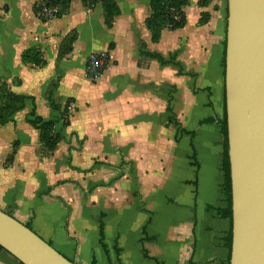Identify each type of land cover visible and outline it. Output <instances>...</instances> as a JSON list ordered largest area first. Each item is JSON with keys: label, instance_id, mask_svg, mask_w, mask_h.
Masks as SVG:
<instances>
[{"label": "crops", "instance_id": "obj_1", "mask_svg": "<svg viewBox=\"0 0 264 264\" xmlns=\"http://www.w3.org/2000/svg\"><path fill=\"white\" fill-rule=\"evenodd\" d=\"M37 1L0 0V54L19 69L0 71V81L34 99L0 126V210L75 264H225L227 221L215 212L226 206L222 136L207 121L221 118L225 1L188 0L185 25L164 28L156 43L144 25L147 0H114L120 14L110 28L101 2L89 9L71 0L63 15L42 21ZM26 52L42 64L24 60ZM93 52L108 56L95 82L83 75ZM70 105L64 135L74 138L42 154L29 112L34 106L48 120ZM77 142L82 148L71 149ZM126 158L134 185L121 171ZM97 165L109 170H87ZM0 264L17 262L0 250Z\"/></svg>", "mask_w": 264, "mask_h": 264}, {"label": "water", "instance_id": "obj_2", "mask_svg": "<svg viewBox=\"0 0 264 264\" xmlns=\"http://www.w3.org/2000/svg\"><path fill=\"white\" fill-rule=\"evenodd\" d=\"M223 80L229 264H264V0H226ZM0 247L21 264H75L2 210Z\"/></svg>", "mask_w": 264, "mask_h": 264}, {"label": "trees", "instance_id": "obj_3", "mask_svg": "<svg viewBox=\"0 0 264 264\" xmlns=\"http://www.w3.org/2000/svg\"><path fill=\"white\" fill-rule=\"evenodd\" d=\"M48 4L58 6L59 11L57 17L63 15L71 0H46ZM149 2V7L151 14L148 18L145 19L144 25L146 29L150 32L151 42L156 43L160 38L161 31L164 28L169 30H176L182 28L186 23L185 15L182 11V8L187 4L188 0H147ZM225 6H226V0ZM102 3L104 11V23L106 27L110 28L113 22V19L120 14L119 8L114 0H82V3L85 7L93 9L94 6L98 3ZM207 0H202L200 4H205ZM34 14L37 11V7L34 5ZM226 11V9H225ZM226 19V17H225ZM41 20V19H40ZM43 21V20H42ZM224 55H225V37L223 41V53H222V68H223V78H224ZM37 53L35 52H26L23 55L24 60L32 62L34 65L39 66L42 64V61L37 59ZM161 60L160 56H156ZM37 59V60H36ZM224 83V80H223ZM6 87V84H4ZM224 87V84H223ZM6 100L0 102V126L5 125L11 118V116L18 110L22 109L24 102L27 99H30L32 104L34 99L32 97L18 96L12 94L9 90H6ZM48 102L53 111H58L59 106L55 105L54 102L48 97ZM67 114V107H64V110L61 111L59 117L45 120L42 117L36 115L34 106L29 112L27 117V122L35 129L39 131V139L41 144L48 150H53L57 145L59 139L57 133H55V124L62 123L65 120ZM207 121H215L219 126L220 134L222 136V153H221V170L223 174V192L225 196L226 206L215 210L216 214L221 218L227 221V231L224 236L225 248H226V259L225 264H229L230 258V248H231V189H230V174H229V161H228V144H227V124H226V114H225V98L223 93V113L220 119H209ZM63 124V123H62ZM29 227V226H27ZM102 235L100 229V236ZM1 251H4L0 247ZM13 258V257H12ZM17 264L19 263L15 258H13ZM91 264H95V261L92 260Z\"/></svg>", "mask_w": 264, "mask_h": 264}, {"label": "rangeland", "instance_id": "obj_4", "mask_svg": "<svg viewBox=\"0 0 264 264\" xmlns=\"http://www.w3.org/2000/svg\"><path fill=\"white\" fill-rule=\"evenodd\" d=\"M224 18L226 17V11H225V13H224ZM204 19V18H203ZM69 38H66L63 42H62V49H61V52H63L65 49H67V47H68V44H69ZM224 41V40H223ZM1 46V45H0ZM222 46H223V43H222ZM7 48V47H6ZM5 48V49H6ZM11 48V47H10ZM5 57H7V53H6V50H2V54H0V71L2 72V73H4V74H9L10 72H11V70H12V72H15V71H18L19 69H17V67H11L10 66V68L8 67V65H10L9 64V61H5V59L4 60H2V58H5ZM37 59L38 60H40L39 58H38V56H37ZM36 59V60H37ZM2 60V61H1ZM41 61V60H40ZM8 64V65H7ZM85 67V66H84ZM11 69V70H10ZM84 75V74H83ZM89 81V80H88ZM92 82H95V81H92ZM4 82H2V81H0V102H2V101H4V99L6 100V95H5V93L7 92L6 90H8L7 89V86L5 87L4 86ZM224 84V83H223ZM223 93H224V87L222 88V91H221V95H220V97H221V104H220V107H219V109L220 110H218L219 111V114H220V117H222V114L221 113H223ZM7 101V100H6ZM39 106H40V110H44L45 108H44V106H43V103H42V99L39 101ZM72 110H73V107H72V105H70L69 106V110L67 109V114L65 115L66 117V119L65 120H63L64 122H60V123H57L56 124V126H55V133H57L58 135H57V137H58V139H59V141L58 142H60L61 140H64L65 141V139H66V137H65V133H66V131H68L67 129H65V127H66V125L68 124V120L70 119V116H71V114H72ZM22 117V115H20L19 117H18V119H20ZM55 117H59V115H56ZM18 135H21L20 133L18 134ZM6 134H1L0 133V140L1 141H4L5 139H6ZM71 137H69V139H66V141L65 142H67L68 141V143H70V139L71 138H74L72 135H70ZM26 138L27 139H29V137H27L26 136ZM27 145V144H26ZM80 148H82V146L79 144V142H77V144H76V146H71V149H80ZM40 151L42 152V154H49V155H51V153H50V150H48V152L46 151V150H41V148H40ZM109 151L110 152H113L114 153V155L116 156V157H118V155H119V153L121 154V150H114L113 148L112 149H109ZM72 152V151H71ZM128 152V151H127ZM0 153H1V148H0ZM44 156V155H43ZM194 157H196V153H195V150H193L192 151V154H191V156H190V158H192V159H195ZM129 158V157H128ZM128 158H126V159H128ZM102 159V158H101ZM101 163H104V160H102L101 161ZM67 164H69V163H67ZM70 166H72L71 164H69ZM98 169H108L107 167H105V168H103V167H101L100 165H97V166H95V167H91V168H89V169H87V170H89V171H92V170H98ZM109 170V169H108ZM121 171L123 172V171H125L126 172V175H127V181H128V184H130V185H134V172H135V163H134V161H132V160H130V159H128V160H125V162H124V164H123V167H122V169H121ZM111 180H110V182H109V184H112V182H113V180L115 179V176L114 177H112V178H110ZM107 185V184H106ZM136 193H137V191H133L132 192V195L131 194H129V198H128V201H130L131 203H133L134 202V199H135V197L137 196L136 195ZM86 193L85 192H83V195H85ZM162 198V195L160 196V199ZM165 199V197L163 198V200ZM162 201V200H161ZM129 205V204H128ZM129 220H130V222H129V224H128V226L130 225H132V223H134V216L133 217H130L129 218ZM225 228L227 229L228 227L227 226H225Z\"/></svg>", "mask_w": 264, "mask_h": 264}, {"label": "built area", "instance_id": "obj_5", "mask_svg": "<svg viewBox=\"0 0 264 264\" xmlns=\"http://www.w3.org/2000/svg\"><path fill=\"white\" fill-rule=\"evenodd\" d=\"M35 6L37 7L35 16L38 19L48 20L57 17L58 15V6L48 4L46 0H38L35 3ZM107 64L108 56L105 52L90 53L86 59L84 67V78L89 81H96L106 68Z\"/></svg>", "mask_w": 264, "mask_h": 264}]
</instances>
